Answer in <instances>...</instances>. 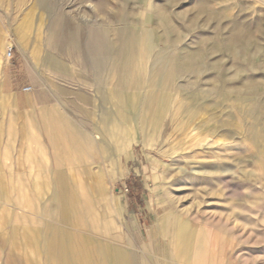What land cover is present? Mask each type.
<instances>
[{"label":"rangeland","instance_id":"rangeland-1","mask_svg":"<svg viewBox=\"0 0 264 264\" xmlns=\"http://www.w3.org/2000/svg\"><path fill=\"white\" fill-rule=\"evenodd\" d=\"M0 35L11 49L0 56V264H40L26 236L50 193L43 163L84 187L98 178L101 215L125 226L135 255L169 217L200 264H264V0H0ZM71 45L103 46L106 67L137 90L142 133L123 174L98 151L57 162L42 130L46 108L92 131L90 105L39 96L43 78L92 93L37 68L43 57L69 63Z\"/></svg>","mask_w":264,"mask_h":264},{"label":"crops","instance_id":"crops-1","mask_svg":"<svg viewBox=\"0 0 264 264\" xmlns=\"http://www.w3.org/2000/svg\"><path fill=\"white\" fill-rule=\"evenodd\" d=\"M4 44L5 39L0 35V56L3 52L7 59ZM69 48L74 50L69 53V63L56 57H43L38 60L37 68L49 71L65 82L91 86L92 93L80 86L68 87L43 78L42 84L47 83L49 89L42 88L39 96L43 99L49 95L55 99H67L79 110L82 108L74 101L90 105L91 110L81 111L90 117L92 131L88 132L78 123L46 108L42 110L40 125L54 149L57 162L68 156L74 159L92 157L98 151L106 158L108 171L115 169L122 156L127 157L130 144L139 139L137 133H142L137 126V90H127L124 71H110L106 67L110 58L109 51H104L103 46L71 45ZM119 50L120 47L116 53L124 55V51ZM127 96L133 99V113L126 105ZM43 165L50 193L35 207L40 226L26 236V242L40 257V264H145L147 256L155 264H200L199 247L192 248L191 238L177 224L168 222L169 217L150 230V241H143L140 252L135 255L131 250L132 244L127 241L125 226L109 222L101 215L102 201L98 196L103 192V186L98 178L93 177L92 184L84 187L78 180L67 179L63 171ZM116 169L123 174L120 166ZM108 202L112 206L109 215L112 219L118 218L121 207L117 206L113 196H109ZM104 211L109 212L107 209ZM21 217L27 218L23 213ZM183 256L189 257L186 262Z\"/></svg>","mask_w":264,"mask_h":264},{"label":"bare ground","instance_id":"bare-ground-1","mask_svg":"<svg viewBox=\"0 0 264 264\" xmlns=\"http://www.w3.org/2000/svg\"><path fill=\"white\" fill-rule=\"evenodd\" d=\"M93 43H95V42H93ZM93 46V45H92ZM127 47V46H126ZM10 49V47H8L7 49H6V55L8 56V53H7V51ZM159 65V64H158ZM149 92H151V91H149ZM152 93V92H151ZM147 94V93H146ZM155 94V93H154ZM154 94H150V93H148L147 94V98H150V97H155V95ZM159 96V95H158ZM153 99V98H152ZM151 99V100H152ZM103 100V99H102ZM157 102V101H156ZM149 103V102H148ZM165 103V102H164ZM150 106H151V104H148V106H146L147 107V109L148 110H146V112H148L149 111V108H150ZM155 106H156V104H155ZM104 107V106H103ZM99 109V108H98ZM158 109V108H157ZM154 110H156L155 108H154ZM98 112H99V110H98ZM155 112V111H154ZM141 114H143V112L141 113ZM140 114V115H141ZM155 115H156V113H155ZM154 116V115H153ZM143 117V116H142ZM152 121V120H151ZM141 125H143V126H146V125H150V121H149V117H148V114L146 113V117H144L143 119H142V121H141ZM126 134V133H125ZM149 136H151V135H149ZM114 139V138H113ZM127 140H129V138H127ZM111 141V140H110ZM111 146V145H110ZM117 147V146H116ZM122 147H124V146H122ZM110 148H112V147H110ZM115 149V148H114ZM113 149V150H114ZM112 152H114V151H112ZM111 154V153H110ZM115 159V158H114ZM113 161H115V160H113ZM118 161V160H117Z\"/></svg>","mask_w":264,"mask_h":264},{"label":"built area","instance_id":"built-area-1","mask_svg":"<svg viewBox=\"0 0 264 264\" xmlns=\"http://www.w3.org/2000/svg\"><path fill=\"white\" fill-rule=\"evenodd\" d=\"M10 55H11V49L8 50V56H10Z\"/></svg>","mask_w":264,"mask_h":264}]
</instances>
